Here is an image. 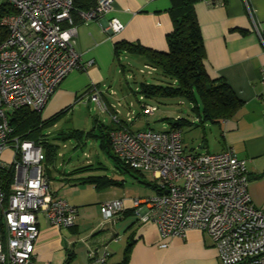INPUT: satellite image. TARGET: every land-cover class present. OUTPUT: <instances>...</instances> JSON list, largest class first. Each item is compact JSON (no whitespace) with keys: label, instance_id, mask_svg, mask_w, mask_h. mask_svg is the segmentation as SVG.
<instances>
[{"label":"built area","instance_id":"built-area-1","mask_svg":"<svg viewBox=\"0 0 264 264\" xmlns=\"http://www.w3.org/2000/svg\"><path fill=\"white\" fill-rule=\"evenodd\" d=\"M14 10L0 18L6 30L0 42V264H39L36 241L39 215L60 228L76 224L78 208L59 197L45 171L46 152L34 140L14 132L12 113L20 108L41 112L63 80L83 62L76 49L74 12L83 21L104 17L114 0H99L89 10L76 9L74 0H6ZM124 23L112 17L106 29L119 33ZM264 46V37L259 32ZM147 73L156 68L146 65ZM141 72L145 73L144 70ZM264 99V67L262 68ZM110 93L116 94V91ZM102 112L112 114V152L127 166L152 173L157 194L134 199L141 221H152L163 239L186 237L193 229L211 237L221 264H264V208L256 206L248 187L245 159L234 148L221 152H187L182 127L164 130L134 129L133 111L122 121L113 114L94 84L87 96ZM84 100V99H83ZM141 114L153 116L158 106L145 101ZM12 148L10 160L5 152ZM125 198L102 204L97 228L115 222L125 209ZM88 247L90 264H109L108 252ZM166 246L167 244H162Z\"/></svg>","mask_w":264,"mask_h":264},{"label":"crops","instance_id":"crops-1","mask_svg":"<svg viewBox=\"0 0 264 264\" xmlns=\"http://www.w3.org/2000/svg\"><path fill=\"white\" fill-rule=\"evenodd\" d=\"M171 5V0H114L113 10L98 20L83 21L76 16V49L84 63L93 61V64L72 71L63 80L46 103L43 111L47 107L48 111L45 116L42 114L43 118L67 111L75 101L82 102L84 99L85 103L92 102L87 96L90 87L95 84L103 92V98L113 114L117 113V109L124 121L128 113L134 111L137 119L141 115L142 103L139 101L140 108L136 111L132 108L133 102L126 105L122 101L127 100L129 95L123 92L121 81V93L111 88L115 85L112 81V68L116 63L115 43L124 40L168 51L167 35L173 30L169 12ZM196 12L210 75L224 77L243 100L231 117L218 122L208 121L198 127L206 131H211L212 126L215 128L213 134L218 141L217 148L207 152L217 153L232 147L240 158L246 160L250 196L256 206L264 208V99L261 97L264 46L259 36L260 32L264 37V0H201L196 4ZM112 17L124 23L121 32L112 33L106 29ZM124 54L131 53L126 51ZM135 56L143 60L146 68L147 59ZM111 91H116V94ZM93 103L97 110L104 113L96 102ZM95 120L99 127L104 125L99 124V117ZM111 126H117V123L113 121ZM207 145L208 141H204L201 147ZM46 173L56 194L78 208V218L73 227L60 228L39 215L40 234L35 247L39 264H90L88 247L82 239H87L91 247L97 248L99 255L108 252L109 264H122L126 256L128 264L219 262L217 248L208 233L193 229L184 238L163 239L154 222L140 220L134 199L154 196L158 192L157 188L138 178L140 174L142 179L154 183L149 172H137L130 182L122 177H113L120 182L102 188L94 183L88 184L90 182L85 183L87 185L74 184L72 180L76 176L68 177L65 172L59 176ZM119 198L126 199L124 211L115 222L97 228L102 204ZM164 243L167 245L163 246Z\"/></svg>","mask_w":264,"mask_h":264},{"label":"trees","instance_id":"trees-1","mask_svg":"<svg viewBox=\"0 0 264 264\" xmlns=\"http://www.w3.org/2000/svg\"><path fill=\"white\" fill-rule=\"evenodd\" d=\"M99 0H74L76 9L89 10L96 6ZM201 0H171L169 12L173 20V30L167 35L168 51L154 50L128 41L115 43L116 58L124 52L141 55L147 59V64L156 68L150 75H156V82H141L139 92L148 100L159 101L166 98L186 99L192 106V111L198 119V125L205 122H218L231 117L243 104L229 82L224 77H212L206 65V47L201 25L196 12V4ZM217 1V0H211ZM14 12L7 3L0 6V18L6 13ZM77 12H74L76 18ZM6 30L0 24V42L5 37ZM154 75V76H155ZM149 103H152L149 101ZM154 104V103H152ZM62 112H58L50 118L44 119L42 111L32 108H20L11 115V125L16 135L24 139L34 140L41 144L46 152V161L52 160L57 155V147L48 142L46 137L41 138L43 128L52 123ZM173 127H183L186 124H194L187 119L166 118ZM97 125V121L95 120ZM106 131L89 133L100 138L101 146L108 148L110 154L129 171H136L123 163L112 152L109 133L116 126L102 125ZM70 135H75L74 133ZM69 135V136H70ZM67 138L65 136H62ZM85 168V167H83ZM88 168V167H87ZM138 178L145 184L157 188L153 182L144 180L140 174ZM82 179V178H81ZM85 183H94L102 188L107 185L118 184L117 181L107 176H88L82 179ZM158 189V188H157ZM128 256L122 264H128Z\"/></svg>","mask_w":264,"mask_h":264},{"label":"rangeland","instance_id":"rangeland-1","mask_svg":"<svg viewBox=\"0 0 264 264\" xmlns=\"http://www.w3.org/2000/svg\"><path fill=\"white\" fill-rule=\"evenodd\" d=\"M5 1L0 0V6ZM144 65L143 60L134 54H122L120 58H116V63L112 68V81L115 82L116 86H111V88L121 93V89L119 88L121 81V85L124 88L123 92L129 95L127 100L122 99V101L126 105L127 102H133L132 108L136 111L140 108L139 100L141 93L139 92V88L141 82L147 81L153 83L157 81L156 75L148 74V70ZM141 70H144L145 73L141 72ZM85 101H75L73 106L67 111L62 112L52 123L47 124L43 128L41 138L46 137L49 143L57 147V155L45 163V171L52 173L53 176H59L64 172L67 173L68 177L76 176L72 181L77 185H87L82 179L95 175H107L112 178L122 177L130 182L137 172L134 170H132L133 172L124 170L121 164L117 165V161L110 154L108 148L101 146L100 139L97 136L89 134L93 131L97 133L106 131L100 123L105 126H111L113 124L112 114L109 112L101 113L93 102L85 103ZM152 103L158 106V110L153 116L141 114L132 124L134 129L164 130L171 127L170 123L165 120L166 118H171L172 120L184 118L194 123L186 124L182 127L184 146L187 152L203 153L217 148L218 141L213 134L215 133V128L212 126L211 131L199 128L198 119L192 111L190 102L186 99L166 98ZM47 108L45 111H43L44 109L42 110L44 116L48 111ZM56 113H53V115ZM53 115H50V117ZM95 117H99L100 127L96 125ZM72 133L75 135H70ZM204 141H208V145L202 148L201 146L204 144ZM12 154L13 149H8L4 154V159L10 160ZM149 173L152 176V173ZM88 184L93 185V183ZM85 187L88 188V186ZM94 189L96 190L95 185ZM101 220L102 216L99 222ZM217 264H221V262L219 261Z\"/></svg>","mask_w":264,"mask_h":264}]
</instances>
